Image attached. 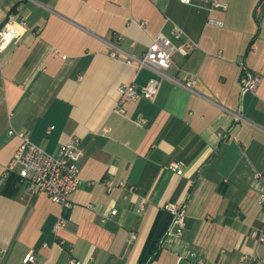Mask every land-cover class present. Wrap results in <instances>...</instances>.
<instances>
[{
  "label": "crops",
  "instance_id": "obj_1",
  "mask_svg": "<svg viewBox=\"0 0 264 264\" xmlns=\"http://www.w3.org/2000/svg\"><path fill=\"white\" fill-rule=\"evenodd\" d=\"M218 1L225 7L0 0V28L9 31L0 46V264H29L30 255L39 264L71 256L87 264L264 262L251 237L264 212V0ZM173 25L198 48L173 53L163 75L139 68L134 59L159 32L172 38ZM241 61L259 79L254 92L240 94ZM187 75L192 90L182 85ZM150 78L159 80L155 97L125 101L117 113L118 87L139 89ZM11 130L28 131L50 155L80 139L68 211L15 171L5 174L20 144ZM181 201L183 235L157 249L171 219L164 205ZM60 215L67 221L55 230Z\"/></svg>",
  "mask_w": 264,
  "mask_h": 264
},
{
  "label": "built area",
  "instance_id": "obj_2",
  "mask_svg": "<svg viewBox=\"0 0 264 264\" xmlns=\"http://www.w3.org/2000/svg\"><path fill=\"white\" fill-rule=\"evenodd\" d=\"M183 3H188L190 0H180ZM208 8H224L225 5L218 0H205ZM214 24H221L218 21L211 20ZM25 26V22L21 21ZM172 38L167 37L164 33L159 32L149 43L144 54L135 58L137 66L147 67L156 75H163L164 71L169 68L171 64V57L173 53L177 52L182 56L188 55L198 45L193 40L187 39L184 32L177 26L173 25L171 30ZM9 31L5 27L0 28V46L7 40ZM111 56H115L112 53ZM129 57L133 58L129 55ZM1 74V70H0ZM258 77L255 76L247 67L244 61L239 63L238 83L240 94L245 92H254L258 85ZM195 83L194 75H187L184 78L182 85L192 90ZM159 80L157 78H150L139 89H136L133 84H122L118 87L119 101L116 109L117 113H122L121 104L125 101H136L139 98L153 99L158 91ZM144 117H137L134 123L142 127L146 124ZM16 134L20 139V144L9 160L5 174L9 171H15L20 179L27 180L28 189L30 191H37L48 195V197L55 203L59 204L64 211L71 208L70 194L78 187L80 183L79 178V161L81 152L79 149L80 139L76 136L70 137L65 143H62L56 155L46 153L42 148L33 144L30 141L28 131H9V134ZM168 168L177 173L182 174L183 171L179 163H170ZM111 179L105 180L107 190L113 187ZM262 200V199H261ZM187 205L184 201L169 202L164 205L170 215L171 219L166 226L163 233L157 241V247L168 248L172 242L182 237L185 228V219L187 216ZM143 205H139L141 210ZM116 209H112L108 215L103 216V220L112 217L116 214ZM260 226L255 227L251 231V237L257 242V245L264 248V212L260 215ZM67 218L63 215L58 217L54 225L57 230L64 226ZM134 238V234L129 233V240ZM246 255L242 256V261L246 260ZM29 264H39L34 255H30L27 259ZM200 263V261H199ZM66 264H87L81 260L71 256L68 258ZM259 264L264 262L259 261Z\"/></svg>",
  "mask_w": 264,
  "mask_h": 264
},
{
  "label": "trees",
  "instance_id": "obj_3",
  "mask_svg": "<svg viewBox=\"0 0 264 264\" xmlns=\"http://www.w3.org/2000/svg\"><path fill=\"white\" fill-rule=\"evenodd\" d=\"M158 249V248H157Z\"/></svg>",
  "mask_w": 264,
  "mask_h": 264
}]
</instances>
